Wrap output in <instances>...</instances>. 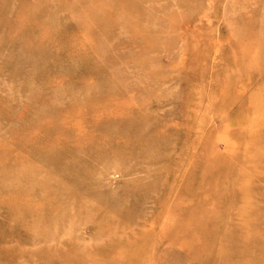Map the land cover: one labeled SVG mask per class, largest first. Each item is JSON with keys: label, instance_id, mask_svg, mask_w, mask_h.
<instances>
[{"label": "rangeland", "instance_id": "1", "mask_svg": "<svg viewBox=\"0 0 264 264\" xmlns=\"http://www.w3.org/2000/svg\"><path fill=\"white\" fill-rule=\"evenodd\" d=\"M258 263L264 0H0V264Z\"/></svg>", "mask_w": 264, "mask_h": 264}, {"label": "bare ground", "instance_id": "2", "mask_svg": "<svg viewBox=\"0 0 264 264\" xmlns=\"http://www.w3.org/2000/svg\"><path fill=\"white\" fill-rule=\"evenodd\" d=\"M254 226V225H253ZM241 239V241H244V239H243V237L242 238H240ZM2 240V239H1ZM4 242V241H3ZM5 244V243H4ZM242 246H246V244H244V242H242ZM237 246H235V248H230V249H228V254L227 255H233L235 252H237L238 251V248H236ZM244 253V251L243 252H241V257L240 258H242L240 261H242L243 263H246V262H249V259H248V257H247V255H242ZM259 264V263H258Z\"/></svg>", "mask_w": 264, "mask_h": 264}]
</instances>
